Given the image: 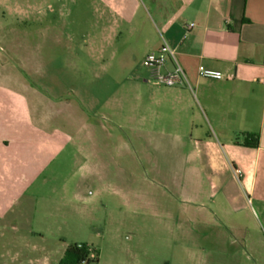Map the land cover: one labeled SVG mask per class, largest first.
<instances>
[{"label": "rangeland", "instance_id": "obj_1", "mask_svg": "<svg viewBox=\"0 0 264 264\" xmlns=\"http://www.w3.org/2000/svg\"><path fill=\"white\" fill-rule=\"evenodd\" d=\"M17 3L27 12L19 15L0 4L2 65L10 68L15 62L24 85L54 89L56 103L72 96L86 105L88 121L103 123L99 131L122 137L101 141L112 153L102 152L99 159L111 164L96 177L80 168L86 160L79 141L69 138L72 126L60 116H53L47 129L34 123L40 133L57 132L61 137L54 142L64 147L48 151L47 164L34 177L39 184L30 190L21 212L8 213L1 221L0 264H60L71 243L95 251L89 264H255L242 252L241 238L224 232L213 216L192 219L194 210L207 213L213 208L207 197L211 190L204 182L201 197H193L191 173L179 164L178 150L168 146L159 153L152 144L145 152L131 149L126 136L132 130L129 104L145 79L157 83L143 64V37L157 29L152 7L137 13L141 26L133 27L119 16L118 37L113 33L112 40L111 28H103L111 14L102 12L96 0L11 4ZM30 3L40 5L39 13L30 12ZM96 48L104 52L94 53ZM147 125L159 123L150 118ZM28 126V131L34 129ZM86 177L94 183L80 189ZM80 190L87 192L84 204Z\"/></svg>", "mask_w": 264, "mask_h": 264}, {"label": "crops", "instance_id": "obj_2", "mask_svg": "<svg viewBox=\"0 0 264 264\" xmlns=\"http://www.w3.org/2000/svg\"><path fill=\"white\" fill-rule=\"evenodd\" d=\"M96 1L102 12L111 14L103 28H111L112 40L113 33L118 37L120 19L133 27L141 26L144 23L136 22L137 13L151 6L157 15V23L152 24L157 29L154 35L143 37L147 45L144 57L158 50L165 39L175 49L190 83L165 86L145 79L136 87L135 99L129 104L132 130L126 134L132 140L131 149L139 147L145 152L152 144L159 153L168 146L178 150L179 164L191 173L193 197H201L204 182L211 190L207 189V197L213 208L207 213L194 210L192 219L202 221L213 216L224 232L241 238L242 252L246 256L249 253L248 258L264 264V0ZM4 3L19 15L27 12L19 3L11 4L14 0H0ZM29 8L39 13L40 5L30 3ZM190 23L195 26L188 30ZM92 51L104 52L102 48ZM3 61L0 225L8 213L21 212L30 190L39 184L34 177L47 164L48 151L64 147L54 142L61 137L57 132L40 133L34 123L47 129L53 116H60L72 126L69 138L79 141V153L86 160L80 168L96 177L111 164L99 159L102 152L112 153L111 146L101 141L122 137L99 131L104 129L103 123L88 121L86 105L77 104L72 96L64 95L56 103L54 89L38 91L32 84L24 85L21 68L15 62L14 67L6 68ZM200 65L221 70L227 78L201 77ZM172 67L170 60L166 68ZM150 118L159 123L158 127L147 125ZM25 119L33 130L28 131L30 124L24 125ZM255 140L256 146L246 144ZM88 181L84 178L79 188L92 187L94 181ZM86 193L79 191L82 204Z\"/></svg>", "mask_w": 264, "mask_h": 264}, {"label": "built area", "instance_id": "obj_3", "mask_svg": "<svg viewBox=\"0 0 264 264\" xmlns=\"http://www.w3.org/2000/svg\"><path fill=\"white\" fill-rule=\"evenodd\" d=\"M195 23L187 25L191 29ZM173 62V67L167 69L169 61ZM143 64L149 69L151 77L160 85L184 86L190 85L188 77L182 65L176 58L175 49L164 39L160 48L149 52L143 59ZM198 74L204 78L224 79L227 78L221 70L200 65Z\"/></svg>", "mask_w": 264, "mask_h": 264}, {"label": "trees", "instance_id": "obj_4", "mask_svg": "<svg viewBox=\"0 0 264 264\" xmlns=\"http://www.w3.org/2000/svg\"><path fill=\"white\" fill-rule=\"evenodd\" d=\"M256 141L253 143L246 142V144L256 146ZM94 252L87 244L71 243L67 246L60 264H89L95 258L93 257Z\"/></svg>", "mask_w": 264, "mask_h": 264}]
</instances>
